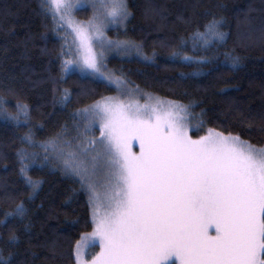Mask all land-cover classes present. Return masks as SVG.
<instances>
[{
    "label": "trees",
    "instance_id": "16d2710c",
    "mask_svg": "<svg viewBox=\"0 0 264 264\" xmlns=\"http://www.w3.org/2000/svg\"><path fill=\"white\" fill-rule=\"evenodd\" d=\"M40 4L0 0V257L10 264H75L77 241L93 229L90 193L61 155L42 146L57 137L75 143L83 126L78 111L116 88L62 71L69 56L64 34ZM128 8L126 24L108 34L139 45L141 55L112 56L109 70L188 106L191 125H200L193 135L211 129L264 146V0H128ZM213 19L226 37L205 47L193 37ZM229 52L240 57L236 68L226 64ZM18 104L27 106V116ZM21 149L26 175L40 182L35 191L20 171ZM21 204L25 215H10Z\"/></svg>",
    "mask_w": 264,
    "mask_h": 264
},
{
    "label": "snow or ice",
    "instance_id": "6c2138e0",
    "mask_svg": "<svg viewBox=\"0 0 264 264\" xmlns=\"http://www.w3.org/2000/svg\"><path fill=\"white\" fill-rule=\"evenodd\" d=\"M77 2L83 5V0ZM88 4L93 16L82 23L73 17V0H41L43 14L74 33L78 56L64 61L62 71L72 64L82 75L129 95L127 81L106 70V50L139 52L140 46L105 35L107 27L125 25L132 16L128 0ZM220 26L221 21L213 19L193 38L213 46L225 40ZM224 55L228 66L239 65V56ZM62 99H68L67 90ZM17 107L28 115L27 106ZM78 115L86 124L77 136V151L60 152L65 170L92 193L93 177L102 165L110 195L102 212L89 196L94 228L77 241L76 264H264V148L213 130L193 139L186 123L188 106L158 98L139 105L104 96ZM96 130L98 140L88 136ZM133 142L138 143V154L132 151ZM18 155L20 171L35 191L40 182L26 175L25 150ZM25 212L21 204L10 215L23 217ZM93 247H99V253L85 260L84 249ZM0 264H10V259L0 257Z\"/></svg>",
    "mask_w": 264,
    "mask_h": 264
},
{
    "label": "rangeland",
    "instance_id": "374dc122",
    "mask_svg": "<svg viewBox=\"0 0 264 264\" xmlns=\"http://www.w3.org/2000/svg\"><path fill=\"white\" fill-rule=\"evenodd\" d=\"M73 3H74V4H77V7H76V9H75L74 12H73V17H74V19H75L76 21H79V22H82V23H83V22H87L88 20H90V19L92 18V16H93V11H92L90 5L88 4V0H83V5H81L80 3H78L77 0H73ZM83 9H87V10H88V12H89V16H88V15H87V16H78V15H77V11H78V10H83ZM123 26H124V25L119 26V27H123ZM119 27H117V26H109V27H107V28L105 29V35L107 36V38L110 39V40H113V41H120V40H117V39H115V38L110 37L109 34H108V30H109L110 28H119ZM57 29H58V30H61V31L63 32V34H64L65 44H66V46H67L66 51H67V53L69 54V56H68V58H67V61H75V60L77 59L78 53L76 52V47H77V45L74 43V33L72 32V30H71L70 27L65 26V25H61V26H59V27L57 26ZM94 50L97 51V52H99V48L95 46V42H94ZM129 55H141V52H140V51L137 52L135 49L129 50V51H127V52L119 51V50H116V49H113V50H111V51H107V50H106V56H107L106 64H108V60H109V58L112 57V56H123V57H124V56H129ZM106 70H107L108 72L112 73V72L109 70L108 66H107V69H106ZM68 71H76V72H79L78 70H75L74 65H72V64L68 65ZM79 73H80V72H79ZM112 74H113V73H112ZM114 75H115V74H114ZM115 76H117V75H115ZM117 77H119V76H117ZM120 78H121V77H120ZM122 79H123V78H122ZM123 80H124V79H123ZM127 86H128V88L131 90L129 95H121V94L116 90V92H115L113 95H109V96L117 97V99H118L119 101H122V102H124V103H126V104H127V103H133V104L143 105V104H145V103H155L156 98H158V99H160V100H163V101H171V102H175V101H172V100H166V99H163V98H161V97H159V96H157V95H155V94H152V93H150V92L144 91V90H142V89H140V88H138V87L131 86V85L128 84V83H127ZM149 97H151L152 99L150 100ZM177 103H178V102H177ZM1 104H2V101H1V99H0V109H1V107H2ZM93 104H94V103H93ZM91 105H92V104H91ZM89 106H90V105H89ZM89 106H87V107H89ZM87 107H85V108H87ZM19 113H20V114H23V113L21 112V110L19 111ZM6 116H7V115H5V117H6ZM3 117H4V116H3ZM8 118H9V117H8ZM80 120H81V119H80ZM81 121H82V123H83V126H82V128L79 130L80 133L83 132L84 126H85V124H86V121H83V120H81ZM186 123L188 124V127H189V135H190L193 139H199L201 136H205V135H207V134H208V131L211 130V129H209V130H207L205 133L198 134V135H193V134H192V131H193V130H194V131H197L196 126L191 125L189 119H187ZM213 131H215V130H213ZM216 132H218V131H216ZM80 133H79V134H80ZM79 134H78V135H79ZM78 135H76V138H77ZM224 135H226V134H224ZM88 136H90V135H88ZM99 136H100V132H99L98 136H96V137L90 136V137H93V138H95V139L98 140ZM53 141H55V140H53ZM65 141H69V139H68V138H65V139L63 140V143H64V144H63L62 142H60V141H56L55 143H50V142H52V141H50L49 143H47L46 145H43L42 147H43L44 149H47L48 151H50L51 154H53V155H58V156H60V152H61V150H63L64 153L77 151V147H76V146H77V144L79 143L78 139H77V141H76L75 143H71V141H69V142H70L69 145H66V144H65ZM71 144H73V145H71ZM65 145L68 146V148H65V147H66ZM96 147H97V150H99V145H97ZM256 147H258V146H256ZM260 148H264V146H260ZM132 151H133L134 153H137V154L139 153V147H138V143H137V142H133ZM93 182H94V188H95V191L92 192V193H90V192H89V193H90V195L93 196V198H94L95 200L98 201V208H99V211L102 212V211H104V207H103V205H104V203H105L107 197L110 195V188H109L108 185H107V181H106V179H105V174H104V171H103V167H102V165H101L100 170H98V171L96 172V175L93 177ZM91 208H92V207H91ZM91 211H92V210H91ZM93 228H94V225H93ZM92 231H93V229H92L90 232L85 233L84 235H86V234H90ZM213 234H214V230H213ZM84 235H83V236H84ZM80 240H81V239H80ZM80 240H79V241H80ZM84 243L87 244V241H84ZM91 249H92V248H85V249H84V258H85V260H87V261H91L92 257H93L95 254L99 253V251H100V248L97 247L96 251H95L94 253H91V252H92ZM75 264H76V262H75Z\"/></svg>",
    "mask_w": 264,
    "mask_h": 264
}]
</instances>
